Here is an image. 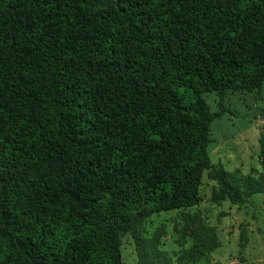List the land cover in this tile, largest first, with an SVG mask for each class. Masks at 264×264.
Instances as JSON below:
<instances>
[{"label": "trees", "instance_id": "trees-1", "mask_svg": "<svg viewBox=\"0 0 264 264\" xmlns=\"http://www.w3.org/2000/svg\"><path fill=\"white\" fill-rule=\"evenodd\" d=\"M262 86L264 0H0V264H123L126 235L137 264L203 259L200 218L176 260L143 226L206 170L213 203L264 193L263 147L260 172L211 164L204 98Z\"/></svg>", "mask_w": 264, "mask_h": 264}, {"label": "rangeland", "instance_id": "rangeland-1", "mask_svg": "<svg viewBox=\"0 0 264 264\" xmlns=\"http://www.w3.org/2000/svg\"><path fill=\"white\" fill-rule=\"evenodd\" d=\"M212 113L225 110L210 126L208 146L210 162L226 172L243 175L253 169L261 171V147L264 149V86L248 92L225 93L222 97L206 95ZM203 172L199 188L200 203L190 209L153 215L143 226L146 237L160 230V248L176 260L181 251L193 247L197 238L195 219L215 230L218 248L198 262L184 264H264V193L251 197L248 205L238 207L228 201H211L216 182ZM246 243L241 248L240 235ZM184 240L183 246L180 242ZM123 264H137L134 241L130 235L122 239ZM174 264H177L174 262Z\"/></svg>", "mask_w": 264, "mask_h": 264}]
</instances>
